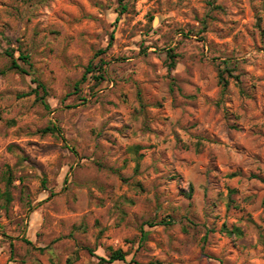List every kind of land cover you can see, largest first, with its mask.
<instances>
[{
	"label": "rangeland",
	"instance_id": "374dc122",
	"mask_svg": "<svg viewBox=\"0 0 264 264\" xmlns=\"http://www.w3.org/2000/svg\"><path fill=\"white\" fill-rule=\"evenodd\" d=\"M150 262L264 264V0H0V264Z\"/></svg>",
	"mask_w": 264,
	"mask_h": 264
},
{
	"label": "trees",
	"instance_id": "16d2710c",
	"mask_svg": "<svg viewBox=\"0 0 264 264\" xmlns=\"http://www.w3.org/2000/svg\"><path fill=\"white\" fill-rule=\"evenodd\" d=\"M126 9H127V6L126 5H123L122 10H126ZM170 57H171L170 66H174L175 65V59L174 58L176 57V54L170 53ZM20 58L23 61H25L26 63L29 64V58H28L27 55L22 54ZM11 66H12V68H15V69H17V70H19L21 72H26L27 71L22 65H20L18 63L17 59H15V58H13L12 65ZM92 70H93L92 65H89L87 67V71L86 72H90ZM85 78H86V75L83 76V80ZM220 82L222 83L223 87H227L228 84H229V81H228L227 77L225 76V74L223 72L220 74ZM37 84H38V87L42 88L43 91H44V93L46 94V92H47L46 86L43 83H41L40 81H38V80H37ZM76 86H79V83H77ZM45 104H46V106H49L48 103L45 102ZM44 131L45 132L46 131L57 132V131H59V129H58L57 126H52V127L49 126ZM11 179H12L11 173L8 170L7 181L9 183H12V180ZM7 196L10 199V195L8 194ZM154 224H156V223H154ZM154 224H151V225H154ZM27 242L31 243V241H29L28 239H27ZM125 259H126V253L122 249H117V250H114L111 253V256L108 259V261L109 262H114V261H117V260H125ZM148 264H160V263L159 262H150Z\"/></svg>",
	"mask_w": 264,
	"mask_h": 264
}]
</instances>
